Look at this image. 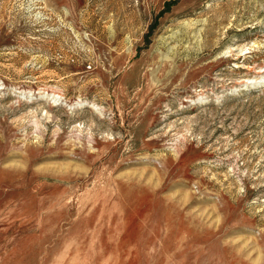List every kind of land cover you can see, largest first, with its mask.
<instances>
[{
	"label": "rangeland",
	"instance_id": "obj_1",
	"mask_svg": "<svg viewBox=\"0 0 264 264\" xmlns=\"http://www.w3.org/2000/svg\"><path fill=\"white\" fill-rule=\"evenodd\" d=\"M0 264H264V0H0Z\"/></svg>",
	"mask_w": 264,
	"mask_h": 264
}]
</instances>
